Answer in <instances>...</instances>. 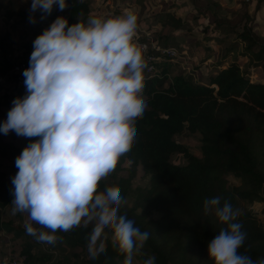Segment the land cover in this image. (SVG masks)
Masks as SVG:
<instances>
[{
    "label": "clouds",
    "instance_id": "9594fccd",
    "mask_svg": "<svg viewBox=\"0 0 264 264\" xmlns=\"http://www.w3.org/2000/svg\"><path fill=\"white\" fill-rule=\"evenodd\" d=\"M54 5L68 8L66 0H32L30 23L37 22V10L46 19ZM137 33L138 16L126 10L71 26L57 17L33 42L23 72L26 94L12 101L0 132L36 138L15 159L12 211L27 214L26 232L39 243L55 245L62 240L58 232L91 226L90 259L105 254L109 240L123 264L143 254L151 234L121 212L126 201L118 186L100 188L132 150L147 107V63ZM203 209L226 226L207 245L214 264H264L240 252L246 233L231 202L213 197ZM154 262L151 257L144 264Z\"/></svg>",
    "mask_w": 264,
    "mask_h": 264
},
{
    "label": "trees",
    "instance_id": "16d2710c",
    "mask_svg": "<svg viewBox=\"0 0 264 264\" xmlns=\"http://www.w3.org/2000/svg\"><path fill=\"white\" fill-rule=\"evenodd\" d=\"M66 3L71 18L87 6L82 0H66ZM59 12L54 5L52 15L58 17ZM243 36L247 43L244 55H250L258 44L249 33L244 32ZM258 48L253 53L256 67L264 64V45ZM20 58L12 57L3 40L0 77H5ZM167 70L166 65L160 64L157 74L143 81L147 108L136 123L137 136L132 150L120 158L114 171L116 175L129 163V177L117 180L113 175L110 183L102 181L100 185L101 190L118 186L124 200L133 195V205L122 206L121 212H126L141 231L151 234L139 262L134 264H144L151 257H155L154 264H214L208 258L207 245L226 226L218 222L214 212H204V200L213 197H220L222 203L231 202L239 211L236 222L246 233L240 252L253 260L264 258V224L255 214L240 212L241 203L264 200V81L247 77L237 60L212 74L208 84L193 83L185 72L170 79ZM186 130L201 135V157L176 141ZM34 139L27 138V145ZM7 149L0 137V155L5 156ZM175 154L184 156L187 163H173L171 158ZM140 166L150 176V185L133 189L132 181ZM230 178L239 185L232 186ZM13 192V184L0 192L1 209L12 204ZM155 212L162 215L159 220L151 218ZM5 231H16L17 236L24 232L0 218V233ZM90 231L91 226L58 232L62 240L55 244L56 249L66 244L86 250ZM33 249L32 245L24 248L21 255L25 264L52 262L51 254L35 255ZM123 260L109 240L105 254L97 259L88 257L80 264H123ZM52 264L64 262L57 260Z\"/></svg>",
    "mask_w": 264,
    "mask_h": 264
},
{
    "label": "rangeland",
    "instance_id": "374dc122",
    "mask_svg": "<svg viewBox=\"0 0 264 264\" xmlns=\"http://www.w3.org/2000/svg\"><path fill=\"white\" fill-rule=\"evenodd\" d=\"M82 1L86 2L87 6L77 17L71 18L69 5L67 9L59 12L58 17L66 18L71 26L78 22L86 23L90 16L112 18L122 15L126 10H132L138 16V31H142V37H147L145 33L151 35V40L146 41L144 38L141 40L142 43L148 42L151 47L150 52L154 53L155 45L161 51L166 48H175L178 51V58L163 59L159 62L168 67L167 74L170 79L176 74L185 72L193 83L208 84L210 76L214 75V70L218 72L237 60L241 63L242 72L247 77L253 81H264V64L256 67L253 57V53L259 49L258 46L264 45V0H255L250 4L246 0H238L237 3H243V6L237 9L236 5L228 3V0ZM31 3L32 0H0V45L3 40H6L12 57L30 58L34 50V40L57 18L51 13L46 19L41 20L44 14L37 10L33 14L37 22L30 23ZM244 32L249 33L258 44L250 55L249 53L244 55L247 45L243 41ZM6 34L9 37L4 39ZM218 67H221L220 70ZM0 85L3 86L0 90V125H2L7 119V113L13 107L12 101L18 97L22 98L25 93L18 92L9 83ZM143 98L146 102L147 98L145 96ZM0 137L8 146L6 155H0V174L4 175L0 176V192H2L12 185V177L18 172L15 159L18 152H22L27 146V138L17 136L15 132H10L8 135L0 132ZM201 139V135L192 134L187 130L176 137L177 142L186 145L190 152L198 157H201ZM171 161L176 164L187 163L184 156L178 154L173 155ZM130 169V164L126 163L123 171L116 175L113 172L104 182L110 183L113 175L117 180L127 178L130 175ZM230 184L239 185V182L230 178ZM149 185L150 176L140 166L132 181V187L133 189L146 188ZM125 201L123 205L125 208L132 206L133 195ZM240 209V212L247 211L255 214L264 224V200L253 203L243 202ZM161 216L160 213L155 212L151 218L159 220ZM0 218L15 229L21 228L24 231L21 236H17L16 231L0 233V264L14 262L25 264L21 254L28 245L34 247L32 252L35 255L51 254L53 259L50 264L57 260H62L64 264H80L82 260L89 257L87 249L72 248L66 244L56 249L55 245L37 242L26 232L27 214L14 215L12 204L3 209L0 208ZM110 235L109 233V237ZM139 256L134 258V263L139 262Z\"/></svg>",
    "mask_w": 264,
    "mask_h": 264
},
{
    "label": "built area",
    "instance_id": "2783aa9c",
    "mask_svg": "<svg viewBox=\"0 0 264 264\" xmlns=\"http://www.w3.org/2000/svg\"><path fill=\"white\" fill-rule=\"evenodd\" d=\"M249 4L254 2L255 0H246ZM141 32V33H139ZM145 33V31H143ZM142 31L139 30L137 33V41L139 44L144 46V57L147 63V68L143 72L144 81L147 80L149 76L157 74L158 64L163 59H174L179 57V53L175 48H166L164 51H161L159 47L155 45L154 53L150 52L151 47H149L148 42L151 40V35L145 33L147 37H142ZM143 38L146 40V43H142L141 40ZM30 58L22 57L17 62H15L12 66V69L5 77H0V84L9 83L11 87L16 89L18 92H22L26 94V88L24 85L23 76L24 70L29 67ZM158 62V63H157ZM13 264H21L18 262H14Z\"/></svg>",
    "mask_w": 264,
    "mask_h": 264
},
{
    "label": "crops",
    "instance_id": "0c3cea01",
    "mask_svg": "<svg viewBox=\"0 0 264 264\" xmlns=\"http://www.w3.org/2000/svg\"><path fill=\"white\" fill-rule=\"evenodd\" d=\"M219 1H220V0H219ZM224 1H225V0H224ZM237 1H238V0H228V3L233 4V5H236V9L239 8V7H241V6H243V3L238 4ZM231 9H233V8H231ZM220 68H221V67H218L219 70H220ZM218 72H219V71H218ZM218 72H217V70H214V75H216Z\"/></svg>",
    "mask_w": 264,
    "mask_h": 264
}]
</instances>
